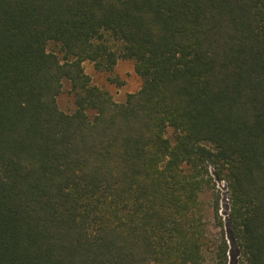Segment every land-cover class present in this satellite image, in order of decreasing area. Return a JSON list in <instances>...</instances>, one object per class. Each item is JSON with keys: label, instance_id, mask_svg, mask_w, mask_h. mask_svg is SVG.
Masks as SVG:
<instances>
[{"label": "trees", "instance_id": "16d2710c", "mask_svg": "<svg viewBox=\"0 0 264 264\" xmlns=\"http://www.w3.org/2000/svg\"><path fill=\"white\" fill-rule=\"evenodd\" d=\"M209 166L264 264V0H0V264H206Z\"/></svg>", "mask_w": 264, "mask_h": 264}, {"label": "rangeland", "instance_id": "374dc122", "mask_svg": "<svg viewBox=\"0 0 264 264\" xmlns=\"http://www.w3.org/2000/svg\"><path fill=\"white\" fill-rule=\"evenodd\" d=\"M84 72L90 77L91 83L109 93L115 102L121 103L127 94L140 88L141 79L134 73L133 64L130 61H119L110 72H100L93 68L91 63L85 62ZM59 109L64 112L74 110L73 99L65 89L58 97ZM211 176L212 189L205 191L200 196V215L203 223L202 253L206 264H217V250L225 240L227 249L226 264H241V257L237 249L233 247V241L229 233L230 200L222 195L215 183L214 169L208 167ZM224 180V179H222ZM225 181V180H224ZM226 182V181H225ZM217 198L216 213L214 200Z\"/></svg>", "mask_w": 264, "mask_h": 264}, {"label": "built area", "instance_id": "2783aa9c", "mask_svg": "<svg viewBox=\"0 0 264 264\" xmlns=\"http://www.w3.org/2000/svg\"><path fill=\"white\" fill-rule=\"evenodd\" d=\"M217 187L220 189L222 195L227 199V183L224 180L215 179Z\"/></svg>", "mask_w": 264, "mask_h": 264}]
</instances>
